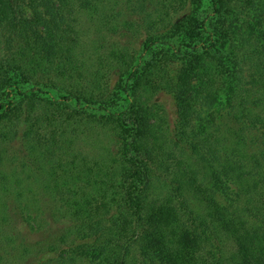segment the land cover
Wrapping results in <instances>:
<instances>
[{"label": "trees", "instance_id": "16d2710c", "mask_svg": "<svg viewBox=\"0 0 264 264\" xmlns=\"http://www.w3.org/2000/svg\"><path fill=\"white\" fill-rule=\"evenodd\" d=\"M202 1L0 0V264H264V0Z\"/></svg>", "mask_w": 264, "mask_h": 264}, {"label": "rangeland", "instance_id": "374dc122", "mask_svg": "<svg viewBox=\"0 0 264 264\" xmlns=\"http://www.w3.org/2000/svg\"><path fill=\"white\" fill-rule=\"evenodd\" d=\"M208 2H209V0H203L202 1L201 5L203 6V8L206 9ZM263 18H264V16H263ZM262 42H264V41H262ZM162 101L164 102L166 112L169 114V116L172 117L173 114H172L171 101L168 99V97L162 98ZM223 130H225V129H223ZM224 136L229 139V136H228L227 133L224 134ZM20 141H21L20 137H17L16 140H15V144H14L16 146V148H20ZM233 189L237 190V189H240V188L237 185L236 186L230 185V187L227 188L225 190V192L221 194L220 199L225 201V202H229L230 203L231 201H234L235 204H240L242 202V196L241 197L240 196L234 197L232 192H231ZM36 191L39 192V188L38 187L36 188ZM38 199H39V205L48 206L49 201H47L46 197H41V195H38ZM46 218L48 220V224L51 225L53 228H55L58 225H61L63 223H66L65 220H61V221H58V222L56 221L55 222V219L53 217L48 216V215H47ZM21 220L22 219L19 218V221L18 220L16 221L15 227H16L17 230L24 232L27 229H29V227L27 225H23L20 222ZM35 235L36 234H33V236H35ZM231 253H232V246H231V244L228 241H225V257H228V264H234L232 262V260L230 261Z\"/></svg>", "mask_w": 264, "mask_h": 264}]
</instances>
